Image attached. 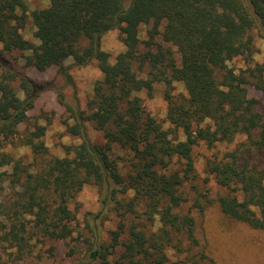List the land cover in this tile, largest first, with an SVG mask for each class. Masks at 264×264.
I'll use <instances>...</instances> for the list:
<instances>
[{
    "label": "trees",
    "instance_id": "obj_1",
    "mask_svg": "<svg viewBox=\"0 0 264 264\" xmlns=\"http://www.w3.org/2000/svg\"><path fill=\"white\" fill-rule=\"evenodd\" d=\"M47 2L29 11L25 0H0V264L4 253L24 258L45 239L64 242L70 264H218L195 233L193 209L211 204L229 222L264 231V106L248 91L250 84L264 95V65L230 64L251 62L253 33L264 38V0ZM27 19L38 44L22 35ZM114 29L124 49L111 61L101 38ZM15 49L29 53L25 65L56 67L66 80L71 65L93 61L101 74L85 108L66 104L63 124L80 141L42 165L5 150L48 151L43 125L20 133L45 88L9 62L5 54ZM156 83L164 85L161 119L140 95H151ZM176 83L182 91H174ZM200 145L210 151L205 183L212 178L224 192L210 197V187L195 183L187 205L184 184L195 175ZM88 184L96 187L98 208L85 212L83 233L70 203ZM108 221L114 224L104 235Z\"/></svg>",
    "mask_w": 264,
    "mask_h": 264
},
{
    "label": "rangeland",
    "instance_id": "obj_2",
    "mask_svg": "<svg viewBox=\"0 0 264 264\" xmlns=\"http://www.w3.org/2000/svg\"><path fill=\"white\" fill-rule=\"evenodd\" d=\"M28 10L40 8L47 5V0H25ZM148 25H142L139 33L141 39V48H145L146 29ZM25 39L38 44V39L34 36V26L30 19L26 20L25 27L22 30ZM254 52L251 62H246L243 58H237L230 62L232 66L239 69H247L255 64L264 65V38L253 33ZM155 40L160 41V37ZM166 47H171L176 53V47L167 42H162ZM101 47L109 53L112 61L115 55L124 49L118 29L106 32L101 38ZM28 52L21 50H12L5 56L9 62L19 71L26 74L35 82L44 86V90L35 100L34 106L27 112L28 119L19 125L20 133L25 131L37 130V126L45 127L44 135L41 136L47 146V153L35 155L28 147L7 146L5 150L11 152L15 157H21L25 163L36 162L42 165L45 159L52 156L64 155L65 144H76L80 141L79 137L70 135L63 124V119L67 115L66 104L85 108L88 96L91 93L94 82L100 78L101 74L93 61L85 66H72L68 73L70 80H66L58 72L56 67H49L46 70H37L33 66L25 65V56ZM68 58L65 63L70 64ZM16 85V83H15ZM164 85L156 83L151 95L142 91L140 95L144 101L146 110L161 119L166 113V104L162 97ZM182 91L181 84L176 83L174 91ZM250 95L255 96L264 106V95L253 85L248 84ZM87 133L96 142H101L102 138L90 124H87ZM243 137H237V142ZM234 143L228 145H219L218 148L225 150ZM210 151L203 145L197 146L194 150V159L196 162L195 175L193 179L187 180L184 184V190L189 194L192 202L194 195L193 184L204 190L206 186L210 187V197H215L218 193L224 192L223 188L215 184L212 178L205 183L204 161L209 156ZM9 171V166L2 168ZM8 191L7 185H3V194ZM70 207L76 210L77 221L76 229L85 233L84 214L87 211L95 212L98 208V195L96 187L92 184L85 185L77 194L76 198L70 203ZM196 220L195 233L199 240V245L205 247L218 264H264V231L252 229L240 222H229L219 211V208L211 204L203 212L193 209ZM113 221H108L103 225L102 233L113 226ZM76 232V231H75ZM76 234V233H74ZM83 239L82 237L80 238ZM1 264H70L65 253V244L62 241L52 242L48 239L44 241H35L32 251L21 259H13V256L3 254Z\"/></svg>",
    "mask_w": 264,
    "mask_h": 264
}]
</instances>
